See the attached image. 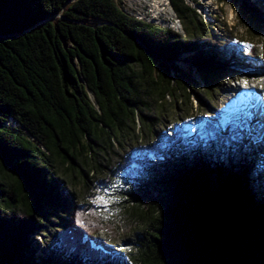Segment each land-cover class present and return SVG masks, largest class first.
I'll return each instance as SVG.
<instances>
[{
	"label": "trees",
	"instance_id": "obj_1",
	"mask_svg": "<svg viewBox=\"0 0 264 264\" xmlns=\"http://www.w3.org/2000/svg\"><path fill=\"white\" fill-rule=\"evenodd\" d=\"M168 1L185 34L116 0H0V264H264L257 112L221 129L178 61L212 104L219 60L244 65L199 39L215 38L195 7ZM170 95L174 110L200 100L195 137ZM72 178L86 196L105 186L79 205ZM119 239L136 247L114 251Z\"/></svg>",
	"mask_w": 264,
	"mask_h": 264
},
{
	"label": "rangeland",
	"instance_id": "obj_2",
	"mask_svg": "<svg viewBox=\"0 0 264 264\" xmlns=\"http://www.w3.org/2000/svg\"><path fill=\"white\" fill-rule=\"evenodd\" d=\"M116 1L128 14L136 18L159 24L162 27L170 28L180 34H185L168 0H153V3L156 6L161 2L168 4L173 14L171 20L156 18L152 14L156 10L154 8L155 6L151 7L150 4L140 3V0ZM184 1L189 5L194 4V0ZM260 1L263 0H198L200 5L195 6L196 12L203 19L206 27H208L215 38L212 37L214 41H210L201 35L199 39L210 43V45H216V40L225 41L228 48H230L231 57L244 65L242 68L237 69L233 66L234 63H225L219 60L218 67L222 68L223 71L221 74H218V80L213 85L215 89L213 90V104L203 95L206 90V82L203 80L202 74H197L195 70H191L193 68H191L186 58L179 60L178 65L182 70L191 71L193 79L199 83L200 90H203L202 93L201 91L198 92L201 95V103L203 105L207 104L211 111L216 112L218 116L217 124L221 129L230 128L231 132H233L239 125L247 126L249 124L247 120H250L252 115L251 110L255 108L258 118H255L254 123L260 132L263 133L264 147V106L260 107L256 102V99H259L263 101L264 105V6L260 7ZM201 41L199 45H202ZM186 55V53L181 54V56ZM243 77L245 78L244 80ZM243 87H252L255 93L246 99V101H251V103L248 102L247 105L236 110L234 108L238 106L237 101L240 99L239 93L241 91L239 90L243 89ZM231 91L233 94L230 93ZM164 99V102L169 104L166 112L170 118L176 112L180 117V122L185 128L186 134L188 136H194L197 130H199L201 121H203L202 116L208 115L204 109H201L199 104L200 100L194 95L191 96V105L189 106V103L182 98V101L178 102L180 107L174 110L172 96L170 95V100L166 97ZM71 181L73 183L72 189L80 192L79 205L90 202L94 191L96 194L100 188H104L105 186L98 183V189L94 190L90 196H86L87 194L85 195L82 189V183L76 178H72ZM107 192H110V190L107 189ZM109 199L108 195L102 194L101 196H96L94 198L95 202L92 204L95 212L102 213L106 216L109 213ZM96 237L101 241H108V235L105 232H99ZM31 238L36 239L38 244H41L43 240L39 236L36 238L35 236H31ZM108 243L114 251H124L126 253L129 251L132 252L136 247L135 243L123 241L122 239Z\"/></svg>",
	"mask_w": 264,
	"mask_h": 264
},
{
	"label": "bare ground",
	"instance_id": "obj_3",
	"mask_svg": "<svg viewBox=\"0 0 264 264\" xmlns=\"http://www.w3.org/2000/svg\"><path fill=\"white\" fill-rule=\"evenodd\" d=\"M155 2V1H154ZM140 3L143 4H150L151 7L155 6L154 8L156 9L155 11L152 12V14L156 17V18H165L166 20H171L173 18V14L171 11V8L168 4L161 2L158 6L154 5L155 3H153V0H140ZM170 24V22H169ZM253 88L251 87L250 89H248L246 92L241 91L240 95L242 97L245 96H250L253 95V93H255V91L252 90ZM257 104L262 107L263 105V101L256 99Z\"/></svg>",
	"mask_w": 264,
	"mask_h": 264
},
{
	"label": "built area",
	"instance_id": "obj_4",
	"mask_svg": "<svg viewBox=\"0 0 264 264\" xmlns=\"http://www.w3.org/2000/svg\"><path fill=\"white\" fill-rule=\"evenodd\" d=\"M196 1H197V4L194 3V4L192 5L193 7H195L196 5H200V4L198 3V0H196ZM168 98H169V97H168Z\"/></svg>",
	"mask_w": 264,
	"mask_h": 264
},
{
	"label": "snow or ice",
	"instance_id": "obj_5",
	"mask_svg": "<svg viewBox=\"0 0 264 264\" xmlns=\"http://www.w3.org/2000/svg\"><path fill=\"white\" fill-rule=\"evenodd\" d=\"M245 83H247V82H245Z\"/></svg>",
	"mask_w": 264,
	"mask_h": 264
}]
</instances>
